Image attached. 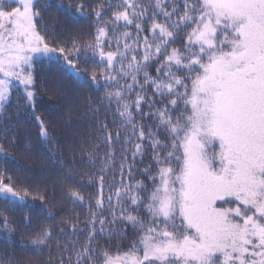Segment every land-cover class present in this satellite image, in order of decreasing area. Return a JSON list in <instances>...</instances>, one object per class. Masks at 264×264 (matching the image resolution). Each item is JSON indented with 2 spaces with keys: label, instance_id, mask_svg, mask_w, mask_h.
<instances>
[{
  "label": "snow or ice",
  "instance_id": "snow-or-ice-1",
  "mask_svg": "<svg viewBox=\"0 0 264 264\" xmlns=\"http://www.w3.org/2000/svg\"><path fill=\"white\" fill-rule=\"evenodd\" d=\"M86 7L95 32L68 47L50 42L39 25L38 0H0L5 133L15 95V115L34 117L48 139L35 114L38 62L63 58L71 74L88 72L105 89L101 105L88 109L91 139L81 144L95 169L81 175L98 187L84 227L68 217L69 228L39 227L17 245L2 215L0 264H41L45 250L44 264H264V0H78L75 11L86 16ZM81 50L97 58L91 69L78 66ZM148 149L151 160L137 171ZM28 195L0 172V200ZM68 198L85 206L76 188ZM129 234L126 249L99 243ZM17 246L26 255L8 251Z\"/></svg>",
  "mask_w": 264,
  "mask_h": 264
},
{
  "label": "trees",
  "instance_id": "trees-1",
  "mask_svg": "<svg viewBox=\"0 0 264 264\" xmlns=\"http://www.w3.org/2000/svg\"><path fill=\"white\" fill-rule=\"evenodd\" d=\"M78 0H38L42 10L39 25L46 29V35L50 42L67 45L71 47L73 40L81 42L91 39L95 32V17L89 8H85L86 16H81L75 11V4ZM91 6L104 0H84ZM113 4L117 0H111ZM72 7L69 8V4ZM62 4V9L57 5ZM47 6V7H46ZM107 16H110V9L105 7ZM106 16V18H107ZM89 59L85 60V56ZM70 58H76L73 54ZM91 53L81 50L78 66L85 65L91 69L95 65ZM67 69V73L62 71ZM99 72V68L96 69ZM36 74V111L49 129L48 139L44 141L39 135V124L34 117L21 114L15 115V95L13 106L8 109V117L5 121L10 125L7 133L0 128V143L4 144L6 151L0 153V172L7 177H12L16 190L23 193L27 190L29 195L23 200H17L13 204H6L0 200V216L7 215L14 224L16 231L13 239L19 245L22 234H29L39 227L52 226L55 234L63 225L65 218L73 220L79 216L80 225L83 228L87 216V204H94L89 200L98 192L95 182L89 183L87 176L82 173L95 171L87 163L88 157L81 144L90 136L91 114L88 109L101 105L105 89L97 87L90 79L88 72L80 75L71 74L63 58L51 63L47 61L38 62L35 65ZM101 84L104 81L100 82ZM31 109H29V112ZM104 113H101L103 116ZM91 135H95L92 133ZM13 137L15 139L13 140ZM119 151V148L117 149ZM151 160V150L146 152L143 163L137 159V171H140ZM69 169L76 172L69 179ZM109 180L111 174H109ZM70 188H76L85 196V206L73 204L68 198ZM109 185H105L104 193L108 194ZM45 197L44 200L39 199ZM26 218L31 222L28 223ZM129 229V233H130ZM81 243L83 242V233ZM5 233L0 230V252L5 251ZM134 237L129 234L127 239L112 238L111 240L101 239V246L110 247L113 251L117 247L126 249ZM27 243V240L24 241ZM17 257L26 255L18 246L15 249ZM48 250H45L38 257L41 264L47 261ZM52 256L56 257L55 246L53 245ZM58 258V257H56Z\"/></svg>",
  "mask_w": 264,
  "mask_h": 264
}]
</instances>
